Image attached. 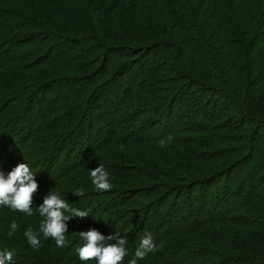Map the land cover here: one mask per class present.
<instances>
[{"label": "trees", "instance_id": "16d2710c", "mask_svg": "<svg viewBox=\"0 0 264 264\" xmlns=\"http://www.w3.org/2000/svg\"><path fill=\"white\" fill-rule=\"evenodd\" d=\"M263 27L264 0H0V264H258ZM109 78L113 99L124 97L113 115L129 110L135 138L109 130L113 119L92 133L93 93ZM70 79V94L39 98ZM160 117L163 131L145 136ZM7 136L20 141L10 158L29 145L21 167L1 166ZM54 152L50 171L28 160ZM110 190L123 200L105 210L144 201L105 225L80 203ZM74 223L96 224L81 234L91 251L75 256Z\"/></svg>", "mask_w": 264, "mask_h": 264}, {"label": "rangeland", "instance_id": "374dc122", "mask_svg": "<svg viewBox=\"0 0 264 264\" xmlns=\"http://www.w3.org/2000/svg\"><path fill=\"white\" fill-rule=\"evenodd\" d=\"M257 18H259V17H257ZM261 31L264 32V27H263V29H261ZM99 55H96V56H99ZM149 58H151V56ZM75 76H78V75H75ZM73 79H75V78H73ZM120 80H122V79H120ZM69 81L71 82L73 80L70 79L68 81H63L62 80V81H59V83L57 82L58 84L55 85V89H52V92H48L45 95H42L41 94L39 98H43V97H45V98H50L51 97L52 98L54 95H56L57 97H60L61 98L62 96L66 95V94H70L69 90H73L74 91L78 86L77 85H74L73 82L70 83ZM110 83H111V78H109L108 80L104 81L102 84L98 85L96 87V89L94 90V93L93 94L94 95L96 94V98H99V99L93 103L94 109L91 111L92 112V115H93L92 116V121H91V124H92L91 126H94L93 129H92V133H93V135L97 133L96 128H97L98 124L101 125L102 127H104V125L107 127V124H109L111 122L110 120L113 119V121H115V123H113L112 125H114V126H109V128H108L109 130H114L116 127H118V129L125 130V132L126 133H129L132 136V138H135V137H137L140 134V133H137V131H138L137 129H139L140 125H138V124L135 125L138 121H128L129 119L127 118V114H125V112H127V111L129 112V110H126V109L121 110V113L122 114L117 115V117H115L113 115L114 114L113 113V108L115 107L116 103H119V104L122 103L123 102L122 101V98H124V97L123 96H120V100L118 102L115 101L113 99L115 97L111 93L113 89L110 86ZM124 84H125V80H122V84H121L122 85V88L125 86ZM108 86H110V87L108 88ZM190 93L191 94H197L199 92L197 91V88H192L191 91H190ZM204 98H207V100L210 102V105H207V107L210 108L211 107V103L214 102L215 100L218 101V98L219 97L217 98V96H213L211 94L209 96H205ZM145 106H148L149 108H151V107L154 108L155 107L154 104H149V105H145ZM162 112L165 113L164 110H162ZM232 112L233 111L227 112L226 113V116L232 115ZM183 116H185V115H183ZM164 118L160 117L159 118L160 123H158V125L154 126L153 128H150L149 125L148 126H145L144 127L145 130H143V133H145V136H147V135H150V136H152V135H155V136L159 135L163 131L162 126L163 127L165 126V124L163 122L164 121ZM174 118H176L175 115H173V117H172V124L173 125H174V122H175V121H173ZM136 119H138V118H136ZM130 120H132V118H130ZM184 120H186V119H184ZM184 120H183V122H184ZM155 121L158 122V120L156 119V117L154 118V120L152 122H148V123H150V125H152L153 123H155ZM97 122H99V123L97 124ZM207 122L208 121H205V124ZM87 125H88V123L84 124L83 129L86 128ZM121 126H125L126 128H123ZM116 130H117V128H116ZM97 136L100 137V136H102V134H99ZM94 141H95V139H94ZM4 143L6 145V150H7V153L5 154V158H7V163L4 164V165L2 164L1 165L2 168H6V167H9V166H11V167H21V165H22L21 162L24 160L25 156H27V155L29 156V151H28L29 150V148H28L29 145L24 149L23 152H20V159L17 160L15 157H13V158L8 157L9 154H11L10 153L11 152L10 143H16V145H19L20 144V141L19 140L14 141L11 137H8L7 136L4 139ZM60 156H61L60 157V162H61L62 159H63V156L62 155H60ZM42 157H36L34 155V157L28 158V160L34 161L33 162L34 164L35 163L38 164L39 162H41L42 163V166H44V167L47 166V169L46 168L45 169H41L42 172L44 170L45 171L46 170L50 171L52 169V166L56 162V160L59 159V156H56V152H54V153H52L50 155V158L47 160V163L45 162V158H42ZM72 161H73L72 158L65 159L63 161V166H65L67 164H70ZM38 167H40V166H38ZM56 169L57 168H55V170ZM259 170H260L259 171L260 172L259 175L264 173V167L259 168ZM54 172H56V171H54ZM14 173H16V172H14ZM2 186H3L2 189H6L8 186H10V184L9 183H6V184H2ZM12 188H13V190H17L18 189L17 186H13ZM117 188H114V189H117ZM102 191H105L106 192L105 189H103ZM211 191H214L217 194L219 192H221L220 190L218 191V189H211ZM1 192L3 194H6L7 193L6 191H1ZM113 192L114 191H111V190L109 191L110 194H108L109 197L107 199H100V200H97V201H92L91 200V201H87V202H81L80 205H82L83 207L84 206H89L91 208H94V207L98 208L99 210L96 213V215H97V217H96L97 219L96 220L97 221H100V220L101 221H104L103 223L105 225H111V223H107L106 220H111V218L113 219V216H116L120 212L126 211L128 209H133V211L136 212V211H138L140 209L139 206H141L142 205L141 203L144 201V199H142L144 197V195L142 194V195L137 196L138 201H137V204H135V205H128V206H125V207H121L120 206V207L115 208V209L105 210L107 207H109V203L110 202L112 203V201H116V203L120 202L118 204H121V201L123 200V198H120L121 196L119 197V195H117L116 198L114 199L115 196L113 195ZM198 192H200V191L198 189H196V190H194L193 193L194 194H197ZM47 194H49V193H47ZM28 199L30 200V198H28ZM107 201H110V202L108 203ZM43 202H46L45 196L43 197ZM61 205L63 206V208L66 207L67 210L70 208L69 204L68 203H65V199L64 200H61ZM33 206L34 205L30 204V206H29L30 211H32V208H33V211H34V207ZM113 206L114 205H112V207ZM63 208H59L58 209V212L64 213L65 210ZM166 208H167V206H165V208L163 210H165ZM86 210L87 209H85V211ZM78 217L80 218V220H82V216L80 214H79ZM60 218H62L61 215H60ZM116 221L117 220H115V222ZM154 221H155V219H151V220H149V223H153ZM126 223H128V222L126 221ZM64 224H65V221H64ZM80 224L74 223V225L71 227V230L74 232L73 235H72V237L74 238L73 245H75V246L73 247V249H72V251H71L70 254H72L74 256L77 255V254H79V253H81V252H83V250L86 249V248L89 249V246H90V239L88 237H82L81 234H84L85 232H90V230H93L94 227H96L95 226L96 224H93V227L90 224L89 229H88V226H85L84 228H81ZM105 228H108V226H105ZM109 228H111V227H109ZM132 229H134V228H132ZM75 232H77L76 233V236H75ZM93 232H95V231H93ZM96 233H97V236L98 237H103V234H101L100 232H96ZM250 236H251V234H250ZM104 238L106 240H109L110 239L108 236H105V235H104ZM259 246L262 249H264V241L263 240L259 243ZM89 251H91V249H89ZM257 252H259V250ZM239 253H241V254H239ZM242 253H249V254H251V252L248 251V250L243 251L241 249H238L237 257L242 259ZM191 255L192 254H190V253H188V255H185L186 256L185 257V261H188L190 263L191 260H193V257H190ZM258 257L260 258L259 260L256 259L258 261V264H264V254L263 255H258ZM244 260H246V259H244ZM194 262H196V261H194ZM194 262H192L191 264H194ZM199 262H202V260H200Z\"/></svg>", "mask_w": 264, "mask_h": 264}]
</instances>
